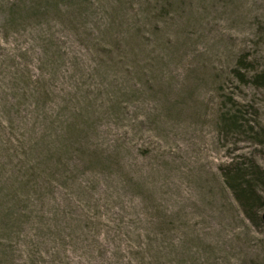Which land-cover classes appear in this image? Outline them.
I'll return each instance as SVG.
<instances>
[{"label":"rangeland","instance_id":"374dc122","mask_svg":"<svg viewBox=\"0 0 264 264\" xmlns=\"http://www.w3.org/2000/svg\"><path fill=\"white\" fill-rule=\"evenodd\" d=\"M29 1L0 0V264H264L220 174L264 169V87L231 74L264 71V0H49L10 26ZM235 109L255 138L221 134Z\"/></svg>","mask_w":264,"mask_h":264},{"label":"trees","instance_id":"16d2710c","mask_svg":"<svg viewBox=\"0 0 264 264\" xmlns=\"http://www.w3.org/2000/svg\"><path fill=\"white\" fill-rule=\"evenodd\" d=\"M35 1L30 0L27 5L23 3L22 7L19 6V4H13L9 7V21L7 23L10 26L21 25L24 21L22 19L24 15L27 13L28 15L42 13L41 9H45L44 3H50L49 0H41L42 2ZM61 1L62 3L69 5L72 0ZM59 2L60 0H52V3L58 7ZM60 9H62V7ZM251 64L252 62L248 59V55L246 53L239 55L236 59V65L231 68V74L234 75L240 83L264 87V71L253 72L252 75H249L248 72L255 70L251 68ZM38 96V103H46L42 96ZM219 124L221 134L225 138L232 134H244L246 133V129H249L254 138L259 132H255L254 127L249 124L248 120L245 119L240 109L222 112L219 115ZM74 135L77 136V133L74 132ZM258 137L261 138L258 140L262 143V136L259 135ZM77 138L79 137H74V140L76 141ZM85 157H87L90 161H93L90 155H84V159H86ZM220 174L225 187L230 191L231 196L237 203L243 216L254 227L259 228L260 226H263L264 222L261 219V210L264 208L263 167L255 160V158L243 157L236 161H230L225 166L221 167Z\"/></svg>","mask_w":264,"mask_h":264},{"label":"water","instance_id":"95a60500","mask_svg":"<svg viewBox=\"0 0 264 264\" xmlns=\"http://www.w3.org/2000/svg\"><path fill=\"white\" fill-rule=\"evenodd\" d=\"M261 219L264 222V211L261 213Z\"/></svg>","mask_w":264,"mask_h":264}]
</instances>
